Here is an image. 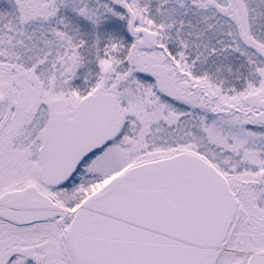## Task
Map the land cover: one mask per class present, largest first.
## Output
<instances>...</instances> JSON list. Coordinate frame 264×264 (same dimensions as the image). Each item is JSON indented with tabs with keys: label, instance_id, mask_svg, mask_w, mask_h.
Instances as JSON below:
<instances>
[{
	"label": "snow or ice",
	"instance_id": "6c2138e0",
	"mask_svg": "<svg viewBox=\"0 0 264 264\" xmlns=\"http://www.w3.org/2000/svg\"><path fill=\"white\" fill-rule=\"evenodd\" d=\"M0 264H264V0H0Z\"/></svg>",
	"mask_w": 264,
	"mask_h": 264
}]
</instances>
